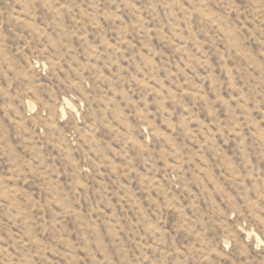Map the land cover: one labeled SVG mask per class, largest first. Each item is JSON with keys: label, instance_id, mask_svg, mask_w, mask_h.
Segmentation results:
<instances>
[{"label": "rangeland", "instance_id": "rangeland-1", "mask_svg": "<svg viewBox=\"0 0 264 264\" xmlns=\"http://www.w3.org/2000/svg\"><path fill=\"white\" fill-rule=\"evenodd\" d=\"M0 264H264V0H0Z\"/></svg>", "mask_w": 264, "mask_h": 264}]
</instances>
